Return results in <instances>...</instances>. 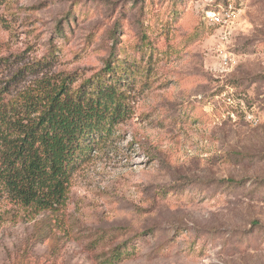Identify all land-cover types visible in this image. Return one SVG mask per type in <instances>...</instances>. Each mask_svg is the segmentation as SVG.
<instances>
[{"label": "rangeland", "instance_id": "1", "mask_svg": "<svg viewBox=\"0 0 264 264\" xmlns=\"http://www.w3.org/2000/svg\"><path fill=\"white\" fill-rule=\"evenodd\" d=\"M109 64L122 108L57 211L0 199V264H264V0H0V113Z\"/></svg>", "mask_w": 264, "mask_h": 264}, {"label": "trees", "instance_id": "2", "mask_svg": "<svg viewBox=\"0 0 264 264\" xmlns=\"http://www.w3.org/2000/svg\"><path fill=\"white\" fill-rule=\"evenodd\" d=\"M108 70L110 84L96 89L72 90L69 76L39 80L1 110L0 199L34 211L64 205L78 163L110 129V106L123 105L122 80L113 77L117 66Z\"/></svg>", "mask_w": 264, "mask_h": 264}, {"label": "built area", "instance_id": "3", "mask_svg": "<svg viewBox=\"0 0 264 264\" xmlns=\"http://www.w3.org/2000/svg\"><path fill=\"white\" fill-rule=\"evenodd\" d=\"M206 17L209 21H212L214 23H219L221 21L220 14L215 11L207 12Z\"/></svg>", "mask_w": 264, "mask_h": 264}]
</instances>
